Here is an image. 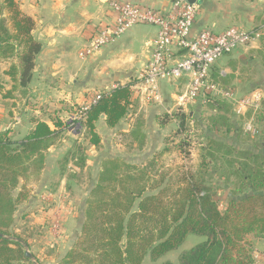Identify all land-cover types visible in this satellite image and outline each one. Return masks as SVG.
Segmentation results:
<instances>
[{
    "label": "trees",
    "instance_id": "1",
    "mask_svg": "<svg viewBox=\"0 0 264 264\" xmlns=\"http://www.w3.org/2000/svg\"><path fill=\"white\" fill-rule=\"evenodd\" d=\"M33 28V20L20 12L14 0L0 3V61L17 60L18 65L11 66L4 74L20 87L30 82L34 59L41 48L32 37ZM130 86L113 88L90 106L81 123L90 145L100 144L96 123L102 115L105 125L113 129L128 114ZM0 93L5 99L11 95L10 91ZM185 118L178 117L177 122H181L178 126L183 125ZM220 120L212 124L216 127L226 124V118ZM56 125L60 127L59 123ZM225 131L229 133L230 128L226 126ZM8 134L9 131L0 132L2 236H11L8 230L16 202L25 197L19 191L14 198L13 192L30 170L43 169L44 153L58 139V133L41 121L19 140H11ZM207 144L195 171L183 175L167 204L159 200L155 187L143 185V168L139 172V167L119 158L103 159L85 201L80 232L58 264H142L146 257L156 262L178 251L188 235L201 237L203 241L179 252L176 264H252V245L247 239L249 236L264 239V159L246 151L237 153L235 164H238L231 174L237 176L239 183L225 181L230 199L220 211L215 198L226 189L213 187L208 180L220 179L223 174L228 176L225 168L220 173L216 162L222 159L223 164L234 154V149L210 139ZM234 160L227 161L228 167H234ZM0 264L32 263L19 243L0 237Z\"/></svg>",
    "mask_w": 264,
    "mask_h": 264
},
{
    "label": "crops",
    "instance_id": "2",
    "mask_svg": "<svg viewBox=\"0 0 264 264\" xmlns=\"http://www.w3.org/2000/svg\"><path fill=\"white\" fill-rule=\"evenodd\" d=\"M2 1L0 0L1 4ZM122 1L161 11L167 10L170 3V0ZM14 2L22 14L33 20L32 37L40 43L41 48L34 59L31 79L26 87L12 83L4 74L11 66L18 65L17 60L0 61V91L11 93L6 99L0 93V132L9 131L8 137L11 140H19L33 130L37 121H41L50 130L61 134L60 143L52 146L44 154L41 184L34 189L48 191L51 184H56L55 187L58 186L60 191H70L72 188L76 191L77 188L72 181L75 173H79L80 170L76 167L71 169L70 166L63 169L60 160L71 149L72 142H78L76 139L82 136V130L73 134L65 129L66 116L71 112V108L75 109L90 102L101 93L135 82L137 73L148 60L157 28L148 25L134 26L112 44L86 59H81L78 53L86 47L93 28L110 21V0H14ZM197 2L198 11L192 28L193 33L201 30L220 33L232 26L248 30L258 26L264 17V0H197ZM211 74L222 88L232 90L238 97H245L256 90L260 91L264 107V33L250 45L237 48L218 60L213 65ZM187 86V78L175 87L166 83L159 84L161 103L146 102L130 89L131 105L128 114L113 129L108 128L104 119L100 117L96 123L100 144L92 146L86 139L83 143L87 152L85 156L91 154L95 159L102 158H98L99 155L105 156L103 159L119 158L126 164L140 167L137 161H131L132 158L127 156V150L124 152V158L116 152L120 151L117 150L118 147L122 148L118 139L122 137L125 145L127 139L129 141L127 146L133 150L137 149L140 152L141 149L142 157L139 162L149 158L159 149L158 144L163 138L169 135L172 122L178 121V117L172 115L175 108L174 100L186 91ZM206 102L198 99L188 107L199 108ZM189 118H192L191 113ZM248 118H251V112L244 118L237 117L235 120L244 125ZM256 121L259 135L246 136V145L244 144L246 148L234 147L230 142L235 141L236 135L233 131L229 132L232 138L227 145L234 149L233 155L247 150L250 154L264 159V117L260 115ZM56 123H59L60 127H57ZM257 124L255 123L256 126ZM69 135H72L73 139H70ZM147 146L150 152L149 150L145 152ZM86 163L89 165V160ZM68 171L72 174H67ZM215 180L216 187L226 189L219 191L215 198L219 210L223 211L229 202L230 194L228 188L224 187V182L217 178ZM91 184L92 182L89 190L93 186ZM34 185L30 187L33 188ZM35 193L31 192V195L36 203L40 204L41 192L37 193V197ZM51 194L53 193H48L46 198L52 199ZM81 196L77 192L75 199ZM84 203L85 201H82L80 205ZM30 204L27 202L25 205ZM75 205L70 202V207ZM27 211H30V208H27ZM49 212L54 213L57 210L49 209ZM249 239L252 245V264H264V260H260L259 250L262 248L264 253V239L252 236H249Z\"/></svg>",
    "mask_w": 264,
    "mask_h": 264
},
{
    "label": "rangeland",
    "instance_id": "3",
    "mask_svg": "<svg viewBox=\"0 0 264 264\" xmlns=\"http://www.w3.org/2000/svg\"><path fill=\"white\" fill-rule=\"evenodd\" d=\"M3 16L7 17L8 15L4 12ZM205 101L207 102L199 108H174L172 115L176 118H180L182 115L186 117L185 120L182 121L183 125L178 126L181 124L180 121L172 122L171 127H169L171 128L169 135L163 138L162 142L158 144L160 145L159 149L157 148L158 150H156L154 154H151L146 160L144 159V162H139L142 157L141 149L140 152L137 149L133 150L127 146V142H129L127 139L126 145L125 141L122 140V137L118 139L122 144V148L118 147L117 150L120 151L116 152L120 153V156L124 158L125 150L128 151L127 156L132 158L131 161L135 160L140 165L138 168L139 172H141V168H143V185L147 184L146 188L155 187L156 189L154 190L158 193L157 197H159V200H163V203L165 204H167L170 200L169 198H172V195L176 193L179 183L183 180V175L195 171L200 162V156L203 155V151L208 145L207 139L227 144L232 138L229 133L226 134L225 129L227 126L230 128V132L233 131L236 135L235 141L230 143L234 147L246 148L245 145L247 140L246 136H244V134H246L243 131L244 125H241L240 121L235 120L237 117L233 113L232 106L225 101L217 99H208ZM73 110L74 108H71V112H68L64 121V128L68 129L70 133L73 134L82 130V136H79L76 139L78 142H72V147L70 146L71 149L61 158L60 164L63 169L70 166L71 169L76 167L80 170L79 173H75L74 181H72L77 190L75 191V188H72L70 191H60L58 186L55 187L56 184H51L52 186L48 188V191L42 189V187V190L36 191L34 188H38L41 184L40 179H42V169L40 172L30 170L29 175L25 179L20 180L17 189L13 192L14 198L18 195L19 191H21L25 197L20 198L19 201L16 202L13 223L8 231L11 236L23 240L28 245L29 251L41 264H58L60 259L71 249L84 221L83 211L85 203L80 205V202L86 201L88 198L89 193L87 192L90 183L92 182L91 185H93L96 182L99 172L98 170L100 169V161L105 157L99 155L98 158H102L95 159L91 154L90 156H85V153L87 152L83 143L86 140V133L83 128L80 130L75 129V125L68 121ZM189 113H191L192 118H189ZM220 118H226V124L217 127L212 124L214 120H216L217 123H220ZM255 123L257 124V121ZM258 135L259 131L255 136L251 137H257ZM60 138H62V136L61 134H58V139L53 146L58 142L60 143ZM69 138L73 139L72 135H69ZM228 146L232 148L230 145ZM148 150L150 152L149 147H145V152H148ZM244 151L248 152L247 150ZM237 158V155L235 156L232 154V156L227 158L223 164L218 161L216 162V168L218 169L220 167V173L223 168H225L226 174L229 173L228 176L223 174L224 176L220 178L222 182L225 183V181L228 180L230 184L237 185L239 183L237 176H232L231 174L234 172V168L238 164H235L238 160ZM81 160H84V163ZM87 160H89V165L86 163ZM229 160H234L232 163V165L234 164L233 168L232 166L228 167L227 161ZM257 161L260 163L261 160ZM67 174L72 173L68 171ZM215 179L216 178L209 179L208 184L215 187ZM33 184L35 185L31 188L30 185ZM31 192H36V197L38 196L37 193L39 194V192H41L39 197V199L41 198L40 204L36 203ZM51 192L54 194H51L53 196L52 199L46 198L48 193ZM77 192L82 195L79 199H75ZM27 202L31 203L30 206L25 205ZM70 202L76 205L70 207ZM27 208H30V211H27ZM49 209H52L53 211L57 210V212L51 213L49 212ZM247 240L248 242H251L249 237ZM202 241L203 238L201 237L188 235L178 251L169 253L156 262H151L149 258L146 257L142 264H161L165 261H170L176 264L179 252L187 250L192 245ZM259 250L261 255L264 254L262 248Z\"/></svg>",
    "mask_w": 264,
    "mask_h": 264
},
{
    "label": "built area",
    "instance_id": "4",
    "mask_svg": "<svg viewBox=\"0 0 264 264\" xmlns=\"http://www.w3.org/2000/svg\"><path fill=\"white\" fill-rule=\"evenodd\" d=\"M109 8L110 21L93 28L86 47L78 53L81 59L112 44L134 26H153L157 28V33L151 43L148 60L137 73L130 89L146 102L161 103L159 84L175 87L187 78V89L175 98V108L185 109L198 99L225 101L232 106L236 117L244 118L251 112V118L244 122L243 131L248 136L257 134L255 120L260 115L264 117L261 92L256 90L245 97H238L232 90L224 89L215 82L211 72L213 65L222 57L250 45L263 35L264 17L258 26L248 30L232 26L220 33L210 30L193 33L198 7L188 0H170L168 9L164 11L122 0H110ZM101 94L70 114L68 121L75 125V129H81L87 111ZM260 260H264V254Z\"/></svg>",
    "mask_w": 264,
    "mask_h": 264
},
{
    "label": "water",
    "instance_id": "5",
    "mask_svg": "<svg viewBox=\"0 0 264 264\" xmlns=\"http://www.w3.org/2000/svg\"><path fill=\"white\" fill-rule=\"evenodd\" d=\"M188 2L190 4H197V0H188ZM101 119H104V116L102 115L101 116ZM1 238H4L6 240H9V241H14V242H17L19 243L23 250H24V254H25V257L32 263V264H38V262L36 261V259L34 258V256L32 255V253L29 251V248H28V245L21 239L19 238H14V237H11V236H2L0 235Z\"/></svg>",
    "mask_w": 264,
    "mask_h": 264
}]
</instances>
